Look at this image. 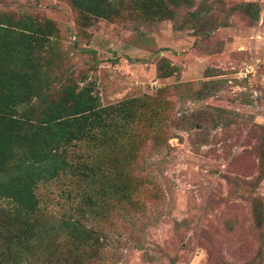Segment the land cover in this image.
<instances>
[{
  "label": "rangeland",
  "instance_id": "1",
  "mask_svg": "<svg viewBox=\"0 0 264 264\" xmlns=\"http://www.w3.org/2000/svg\"><path fill=\"white\" fill-rule=\"evenodd\" d=\"M205 3L200 24L179 27L128 10L83 23L66 0H0V10L55 23L62 71L89 82L102 104L150 97L157 106L139 129L144 186L134 209L97 225L119 240L117 261L104 264H264V0ZM69 181L37 190L51 225L80 202L85 187ZM50 241L63 239L54 231Z\"/></svg>",
  "mask_w": 264,
  "mask_h": 264
},
{
  "label": "trees",
  "instance_id": "2",
  "mask_svg": "<svg viewBox=\"0 0 264 264\" xmlns=\"http://www.w3.org/2000/svg\"><path fill=\"white\" fill-rule=\"evenodd\" d=\"M66 1L83 23L123 17L128 10L183 27L203 20L211 8L205 0ZM240 5L258 19L257 4ZM55 35L51 19L0 10V264L117 261L111 248L119 240L97 225L109 212L131 214L144 186L135 175L144 158L139 129L158 116L157 106L150 97L102 104L89 82L80 86L65 76ZM65 176L85 189L80 202L51 225L37 190ZM64 191L69 200L71 192ZM54 231L61 247L50 241Z\"/></svg>",
  "mask_w": 264,
  "mask_h": 264
}]
</instances>
